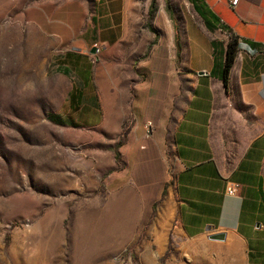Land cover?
<instances>
[{
    "label": "crops",
    "instance_id": "1",
    "mask_svg": "<svg viewBox=\"0 0 264 264\" xmlns=\"http://www.w3.org/2000/svg\"><path fill=\"white\" fill-rule=\"evenodd\" d=\"M187 2L186 10L169 3L154 11L149 0H93L81 40L124 42L138 61L116 75L75 55L80 63L73 58L57 70L69 80L63 118L115 135L125 130L117 158L144 202H158L186 238L206 237L208 225L223 233L210 241L236 264H264V0L234 7L228 0ZM231 36L238 46L225 86L221 69ZM225 89L238 92L239 120L253 129L231 163L216 144ZM230 182L239 184L236 195L225 191Z\"/></svg>",
    "mask_w": 264,
    "mask_h": 264
},
{
    "label": "rangeland",
    "instance_id": "2",
    "mask_svg": "<svg viewBox=\"0 0 264 264\" xmlns=\"http://www.w3.org/2000/svg\"><path fill=\"white\" fill-rule=\"evenodd\" d=\"M92 1L0 0V264H236L142 200L117 158L125 130L63 118L69 80L57 70L80 63L75 55L114 71L138 61L124 42L81 40ZM149 1L154 11L189 6ZM238 97L225 89L219 101L226 112L217 153L229 163L253 133L239 120Z\"/></svg>",
    "mask_w": 264,
    "mask_h": 264
},
{
    "label": "built area",
    "instance_id": "3",
    "mask_svg": "<svg viewBox=\"0 0 264 264\" xmlns=\"http://www.w3.org/2000/svg\"><path fill=\"white\" fill-rule=\"evenodd\" d=\"M229 4L231 6H236L238 3V0H228ZM148 128L150 127V124H147ZM170 155L167 158V173L169 175L170 178H173L175 176V167H174V162L176 161V153L172 150L169 151ZM239 189V184L237 182H230L229 184H227L226 186V193L228 195H236ZM213 231V227L208 225L206 226V232L207 235L206 237L209 238L210 240H214L212 237L217 234V232H212Z\"/></svg>",
    "mask_w": 264,
    "mask_h": 264
},
{
    "label": "trees",
    "instance_id": "4",
    "mask_svg": "<svg viewBox=\"0 0 264 264\" xmlns=\"http://www.w3.org/2000/svg\"><path fill=\"white\" fill-rule=\"evenodd\" d=\"M237 46V39L234 36H231L227 43L225 60L221 69V80L225 86L228 84V74L237 52Z\"/></svg>",
    "mask_w": 264,
    "mask_h": 264
},
{
    "label": "water",
    "instance_id": "5",
    "mask_svg": "<svg viewBox=\"0 0 264 264\" xmlns=\"http://www.w3.org/2000/svg\"><path fill=\"white\" fill-rule=\"evenodd\" d=\"M199 73L202 74L203 72H199ZM212 238L216 239V240H222L224 238V234L223 233H217Z\"/></svg>",
    "mask_w": 264,
    "mask_h": 264
}]
</instances>
